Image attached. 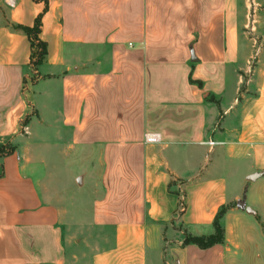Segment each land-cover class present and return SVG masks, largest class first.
<instances>
[{"label": "crops", "instance_id": "crops-1", "mask_svg": "<svg viewBox=\"0 0 264 264\" xmlns=\"http://www.w3.org/2000/svg\"><path fill=\"white\" fill-rule=\"evenodd\" d=\"M0 146V264H264V0H0Z\"/></svg>", "mask_w": 264, "mask_h": 264}, {"label": "trees", "instance_id": "trees-1", "mask_svg": "<svg viewBox=\"0 0 264 264\" xmlns=\"http://www.w3.org/2000/svg\"><path fill=\"white\" fill-rule=\"evenodd\" d=\"M40 20H41V16H39L35 20L34 25L31 28H22V27L15 28L17 30L22 31L28 37L31 48L33 49V53H32L33 64H35L36 66L40 65L44 61L46 56L45 44L38 39V35L40 33ZM12 152L13 150L11 148L6 146H0V159L11 154ZM231 207L232 206L229 205L227 207H221L219 209L212 223L214 229V234L212 236L206 238L186 237L183 242V245L194 244L200 249H208L216 244H222L223 230L220 225V220L225 214V212L229 210ZM185 208H186L185 200L182 199L179 201L178 215H181L185 211Z\"/></svg>", "mask_w": 264, "mask_h": 264}, {"label": "built area", "instance_id": "built-area-1", "mask_svg": "<svg viewBox=\"0 0 264 264\" xmlns=\"http://www.w3.org/2000/svg\"><path fill=\"white\" fill-rule=\"evenodd\" d=\"M10 6H12L11 3H9ZM145 142L146 143H158L159 142V136L158 135H153V134H149L145 136ZM210 145H212V143H210Z\"/></svg>", "mask_w": 264, "mask_h": 264}, {"label": "rangeland", "instance_id": "rangeland-1", "mask_svg": "<svg viewBox=\"0 0 264 264\" xmlns=\"http://www.w3.org/2000/svg\"><path fill=\"white\" fill-rule=\"evenodd\" d=\"M183 198H182V196L180 197V200H182Z\"/></svg>", "mask_w": 264, "mask_h": 264}]
</instances>
